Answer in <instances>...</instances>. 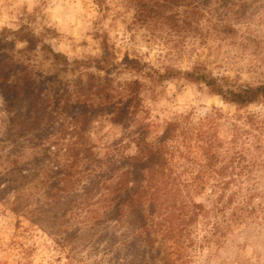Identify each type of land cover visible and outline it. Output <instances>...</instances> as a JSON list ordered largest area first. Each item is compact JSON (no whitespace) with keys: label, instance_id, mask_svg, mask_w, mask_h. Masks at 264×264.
I'll return each instance as SVG.
<instances>
[{"label":"rangeland","instance_id":"374dc122","mask_svg":"<svg viewBox=\"0 0 264 264\" xmlns=\"http://www.w3.org/2000/svg\"><path fill=\"white\" fill-rule=\"evenodd\" d=\"M104 4L0 0V53L24 63L41 93L36 106L22 96L8 111L0 90V264H264V102L239 107L183 76L199 67L231 85L264 83V0ZM22 25L37 37L30 49L9 32ZM44 43L66 62L52 60ZM124 58L139 70L124 68ZM102 59L109 60L104 67ZM131 83L139 102H131L129 121H116ZM38 107L32 124L28 110ZM185 115L196 134L218 137V151L237 155L227 208L195 220L187 208L155 214L162 222L148 242L129 216L113 220L103 189L86 195L88 160L72 165L74 149L120 160L135 152V135L153 138ZM14 116L21 119L12 124ZM174 160L187 175L195 172L182 157ZM210 187L191 191L206 208ZM242 205L243 214L233 216Z\"/></svg>","mask_w":264,"mask_h":264},{"label":"trees","instance_id":"16d2710c","mask_svg":"<svg viewBox=\"0 0 264 264\" xmlns=\"http://www.w3.org/2000/svg\"><path fill=\"white\" fill-rule=\"evenodd\" d=\"M94 1L101 9L105 6L104 0ZM9 32L13 35V41L22 40L27 43L25 49L32 48L37 42V37L26 25ZM45 44L43 46H47ZM46 51L55 62H60V58L62 62H66L65 56L55 52L51 47L47 46ZM6 53H0V90L7 96L5 109L11 111L22 96L32 100V104L36 106L41 93L33 88L34 82L27 68L19 59L16 60ZM98 62L104 67L109 60L102 59ZM121 65L124 68L139 70L138 62L128 58H124ZM183 76L188 80L203 83L211 93L218 94L225 101L239 107L259 100L264 102L262 82L254 85H231L208 75L199 67L184 72ZM123 89L122 101L115 107L117 111L113 119L116 121H122L124 118L129 121L128 117L135 110L131 102L133 100L136 104L139 102L134 83L126 85ZM23 91L25 94L22 95ZM39 110V107L34 109V113H31L32 108L28 110V117L32 114V117H29L30 120L33 119L32 124L39 120ZM16 117L18 120L21 119V116H14L11 118L12 124ZM26 120H23L24 127L21 126V129L30 128ZM194 126L185 115L182 119L168 121L163 131L153 138H147L139 133L133 137L135 152L123 155L120 160L113 157H96L89 146L74 149L76 152L72 165H77L84 159L88 160L86 195L91 196L93 191L103 189L105 208H108L107 211L113 216V220L119 221L125 217L124 215L129 216L130 224L148 242L152 241L151 229L162 222L154 217L155 214L187 208L185 212L195 220L198 215L207 216L210 210L227 208V203L223 204L226 202L223 198L231 182L228 176L237 155L229 154L227 149L225 153L218 151L222 143L218 137L204 139L203 133L196 134ZM192 136H196L195 141L189 142ZM179 138L184 142L187 152L181 149L178 143L175 144V140L178 142ZM194 150L196 151L193 153ZM177 156L182 157L185 163L195 166V172L187 175L185 165L179 169L180 163L174 160ZM208 184H211L210 192L213 196L210 197V206L206 208L205 203L192 198L191 191L203 192ZM245 205L238 207L236 213L232 212V215L241 216ZM164 220L167 221V218ZM217 226L219 227L218 224Z\"/></svg>","mask_w":264,"mask_h":264}]
</instances>
